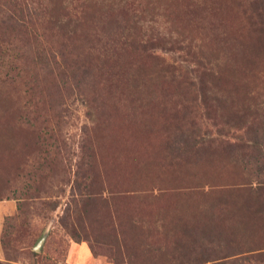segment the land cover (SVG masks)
Wrapping results in <instances>:
<instances>
[{"label": "rangeland", "instance_id": "rangeland-1", "mask_svg": "<svg viewBox=\"0 0 264 264\" xmlns=\"http://www.w3.org/2000/svg\"><path fill=\"white\" fill-rule=\"evenodd\" d=\"M65 11L87 42L130 30L155 55L76 88L49 54L80 45L54 22ZM262 180L264 1L0 0V264H199L218 239L261 245Z\"/></svg>", "mask_w": 264, "mask_h": 264}, {"label": "trees", "instance_id": "trees-1", "mask_svg": "<svg viewBox=\"0 0 264 264\" xmlns=\"http://www.w3.org/2000/svg\"><path fill=\"white\" fill-rule=\"evenodd\" d=\"M264 0H252V3H257ZM126 5V3H124ZM65 7H63L64 9ZM72 13L70 17H66L65 15L68 12L65 11L64 15L56 16L54 22L58 29L64 25V28H67L65 32V36L71 43L80 42L78 48H73L72 52H69L73 56L67 55L63 52L57 51L52 54L53 58H60L59 61L56 60V65L58 69L66 70L68 73L64 74L69 78L72 83L75 84L76 88H79L80 85L90 86L93 85L91 76L95 75V71H100L101 76L103 73H107L109 76L103 80L111 81L114 83V80L120 83L126 82L125 80L130 77L131 70V60L127 59L125 61V57L130 56L131 52L138 51L141 56H150L155 55L152 51H150L157 44L154 42L152 38H141L138 40L139 35H134L129 31L117 32L114 31L115 34H107L106 36H101L96 31L92 33V37L94 38L91 42H87V36L84 34L85 32L81 27H78L82 22V17L78 13ZM29 14V13H28ZM23 15H17L18 19L13 18L17 25L24 26L26 23L22 18ZM121 19L116 22H120ZM8 20L4 21L7 22ZM78 28L81 33L78 35ZM159 39V38H158ZM163 42V38L160 40ZM170 40L166 38V42ZM39 58L44 63L49 65V60L46 55L40 51L38 52ZM64 56V57H63ZM44 58L45 60H43ZM202 68H206V66L201 62ZM72 67L70 71L68 68ZM207 69H203L197 75L198 80L206 74ZM49 73H52V69H49ZM191 84H194L191 82ZM196 84V83H195ZM201 84V83H200ZM95 88V87H94ZM204 88L200 87L202 91ZM182 132V128L178 129ZM189 135L193 137L195 140H199L200 136L197 135V130L194 128H189ZM198 136V137H197ZM198 142V141H197ZM260 189L264 191V180L258 181ZM92 197V196H90ZM17 198H23V196H18ZM95 198H93L94 200ZM258 204H261L262 213H264V196L259 200ZM18 210L21 211V205L17 207ZM222 211V210H221ZM221 211L219 212L221 215ZM3 225V223H2ZM218 237V235H217ZM1 244V240H0ZM246 244V243H245ZM218 249L211 248L210 252L204 247L203 250L207 253L205 257H200L199 264L207 263V264H264V242L258 245H250L249 247H244L242 242L234 243L231 241L226 242L227 249L221 247L220 241L218 239ZM234 246V247H232ZM254 251V252H252ZM250 252L248 255L239 256L235 258H229L238 253ZM126 255V254H125ZM213 261V262H212ZM209 262V263H208Z\"/></svg>", "mask_w": 264, "mask_h": 264}, {"label": "crops", "instance_id": "crops-1", "mask_svg": "<svg viewBox=\"0 0 264 264\" xmlns=\"http://www.w3.org/2000/svg\"><path fill=\"white\" fill-rule=\"evenodd\" d=\"M14 209V203L11 200H0V234L2 230V220L7 212ZM1 252V248H0Z\"/></svg>", "mask_w": 264, "mask_h": 264}, {"label": "water", "instance_id": "water-1", "mask_svg": "<svg viewBox=\"0 0 264 264\" xmlns=\"http://www.w3.org/2000/svg\"><path fill=\"white\" fill-rule=\"evenodd\" d=\"M44 237H45V235H43V236L41 237V239L37 242V244H36L35 247H34L35 249H39L41 243H42L43 240H44Z\"/></svg>", "mask_w": 264, "mask_h": 264}]
</instances>
